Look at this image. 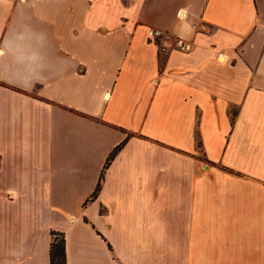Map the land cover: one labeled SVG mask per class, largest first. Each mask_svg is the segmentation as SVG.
<instances>
[{
  "label": "crops",
  "instance_id": "1",
  "mask_svg": "<svg viewBox=\"0 0 264 264\" xmlns=\"http://www.w3.org/2000/svg\"><path fill=\"white\" fill-rule=\"evenodd\" d=\"M51 231L64 264H264V0H0V264Z\"/></svg>",
  "mask_w": 264,
  "mask_h": 264
},
{
  "label": "trees",
  "instance_id": "2",
  "mask_svg": "<svg viewBox=\"0 0 264 264\" xmlns=\"http://www.w3.org/2000/svg\"><path fill=\"white\" fill-rule=\"evenodd\" d=\"M123 140H121L119 143H117L112 150L109 152V154L106 156L105 162L103 163V168L107 164V162L112 158L114 153L117 151V149L122 144ZM102 177V170L98 175L97 181L94 185V188L92 192L90 193L88 198H92L95 196L99 185H100V179ZM52 238L49 242L48 247V264H64V240H63V234L60 231H51Z\"/></svg>",
  "mask_w": 264,
  "mask_h": 264
},
{
  "label": "built area",
  "instance_id": "3",
  "mask_svg": "<svg viewBox=\"0 0 264 264\" xmlns=\"http://www.w3.org/2000/svg\"><path fill=\"white\" fill-rule=\"evenodd\" d=\"M184 10L183 9H177L176 10V16L182 17L184 16ZM190 27L194 32H206L208 31V23L204 19L197 18L195 20L190 21ZM161 33L157 29H149L147 31L148 35H157ZM171 45H164L160 42L156 43L157 49L160 52H167L170 49H176L179 51H188L192 47V41L189 38L182 37L180 35H174L171 39Z\"/></svg>",
  "mask_w": 264,
  "mask_h": 264
}]
</instances>
